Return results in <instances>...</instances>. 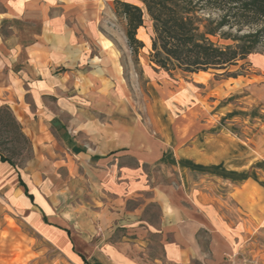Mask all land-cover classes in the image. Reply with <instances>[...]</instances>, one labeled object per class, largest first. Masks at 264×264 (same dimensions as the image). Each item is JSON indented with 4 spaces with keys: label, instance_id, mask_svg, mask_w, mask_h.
<instances>
[{
    "label": "crops",
    "instance_id": "1",
    "mask_svg": "<svg viewBox=\"0 0 264 264\" xmlns=\"http://www.w3.org/2000/svg\"><path fill=\"white\" fill-rule=\"evenodd\" d=\"M101 1L0 0V107L19 108L25 123L16 119L31 123L36 132L28 129L44 146L60 140L82 162L77 168L92 170L101 189L122 201L150 196L158 202L162 232L173 239L164 248L169 262L186 263L199 254L201 230L210 234L219 257L253 233L264 235V171L220 154L217 137L207 132L216 124L191 112L199 105L190 108L183 91L157 89L158 105L144 107L148 117L154 106L163 110L166 121H140V103L132 89H124L117 61L104 49L99 56L88 51L102 42ZM8 165L0 159V166ZM150 171L178 173L179 192L172 181L152 183ZM17 176L27 188L20 185L17 199L35 214L38 230L75 254L70 230L50 221ZM204 179L221 184L224 194L205 191ZM79 257L82 264H113Z\"/></svg>",
    "mask_w": 264,
    "mask_h": 264
},
{
    "label": "rangeland",
    "instance_id": "2",
    "mask_svg": "<svg viewBox=\"0 0 264 264\" xmlns=\"http://www.w3.org/2000/svg\"><path fill=\"white\" fill-rule=\"evenodd\" d=\"M121 1L139 4L138 0ZM101 4L102 42L98 47L91 45L88 51L99 56L104 49L117 61L124 89H132L140 103V121L155 125L166 121L163 110L154 106L148 117L144 107L145 102L158 105L157 89L183 91L190 108H193L191 103L199 105L191 112L205 113L216 124L207 132L217 137L213 143L220 154L234 159L236 164L252 163L264 171V47H258L246 60L231 67L234 77H219L214 72L169 74L151 64L152 27L148 17L146 26L137 35L145 48L135 56L127 43L126 20L117 14L115 0H102ZM10 109L25 123L19 108ZM187 112L191 113L189 109ZM28 124L27 121L21 126L32 143L30 158L18 160V169L0 166V262L3 264H82L80 254L113 264H264V235L253 233L241 246L219 257L206 230H201L196 239L199 254L186 263L169 262L164 248L173 239L162 232L163 214L158 202H152L150 196L122 201L101 189L92 170L89 173L82 171L81 166L77 168L82 162L60 140L46 147L33 133L36 131L31 123ZM149 173L152 183L172 181L179 192L178 173ZM17 174L36 194L50 221L70 230L75 254L55 246L38 230L35 214L22 207L17 199L22 190ZM203 183L205 191L224 194L221 184H213L209 179ZM187 199L192 201L190 195Z\"/></svg>",
    "mask_w": 264,
    "mask_h": 264
},
{
    "label": "trees",
    "instance_id": "3",
    "mask_svg": "<svg viewBox=\"0 0 264 264\" xmlns=\"http://www.w3.org/2000/svg\"><path fill=\"white\" fill-rule=\"evenodd\" d=\"M115 0L127 24L126 37L135 56L145 48L138 31L151 22L150 61L173 74L214 72L234 77L230 68L264 47V0ZM27 152V153H26ZM32 143L9 106L0 107V159L18 169L29 159ZM20 185L26 186L20 181Z\"/></svg>",
    "mask_w": 264,
    "mask_h": 264
}]
</instances>
